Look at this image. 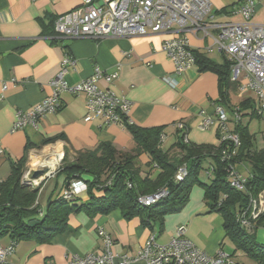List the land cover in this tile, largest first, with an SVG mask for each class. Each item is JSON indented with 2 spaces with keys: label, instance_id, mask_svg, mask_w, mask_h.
Instances as JSON below:
<instances>
[{
  "label": "crops",
  "instance_id": "obj_1",
  "mask_svg": "<svg viewBox=\"0 0 264 264\" xmlns=\"http://www.w3.org/2000/svg\"><path fill=\"white\" fill-rule=\"evenodd\" d=\"M244 1L211 0L214 21H244L242 14L238 13ZM82 2L0 0V182L10 175L13 162L22 159L26 161V171L36 168L52 153L67 151L73 159L79 151L96 149L100 143H111L119 151L127 153H135L139 149L128 129L117 124H104L100 119L85 121V96L69 91L60 95V109L43 115L37 127L28 126L13 131L18 111L29 109L51 95L53 89L50 82L67 56L74 60L65 76L70 85L92 76L96 67L112 72L120 65L119 78L111 88L132 101L131 117L138 127L161 128L160 146L164 150L175 145L185 134L192 144L219 145L216 104L225 105L221 100L219 74L212 70L201 71L199 64L194 63L180 77L177 88L165 82L163 77L174 76L175 67L162 50V43L177 34L173 32L101 39L55 37L56 18L80 7ZM255 3L252 19L264 24V0H255ZM189 37L195 49L215 63L223 64L228 60L225 54L205 50L209 39ZM233 83L229 90L231 106L225 105L230 116L228 125L235 130L240 121L247 123L254 134L251 122L262 119L264 114L261 116L256 111V95L251 91L242 93L240 84ZM98 84L101 88L109 87L104 79H100ZM4 85H7L6 89ZM241 102L246 103L242 105ZM237 107H241L242 113L239 121L234 119ZM207 116L215 122L203 129L200 124ZM179 123L184 128H179ZM62 134L63 138L45 143ZM254 139L256 142L255 134ZM138 160L143 175H146L151 169L150 154L142 152ZM153 166L151 177L155 178L161 169L156 164ZM237 168L246 177L252 175V168L247 163H239ZM89 176L84 175V179H90ZM64 185L65 176L57 173L42 181L37 197L41 209L60 195ZM96 194L102 196L104 192ZM88 198L86 189L74 198L78 199L74 202L80 204ZM223 223L221 214L211 211L207 205L204 187L196 183L191 188L186 205L180 211L166 215L162 223L156 221L152 228L146 226L139 215L126 218L120 208L108 213L82 209L70 214L68 227L51 238L31 237L19 241L4 264H69L73 255L83 256L102 248L99 228L112 236L117 253L135 254L150 235H155L158 243H167L177 228L185 225L187 236L200 249L214 255L221 249L220 241L225 232ZM259 232L260 228L257 235ZM161 237L166 239L160 240ZM11 241L9 234L0 235V246H7Z\"/></svg>",
  "mask_w": 264,
  "mask_h": 264
},
{
  "label": "built area",
  "instance_id": "obj_2",
  "mask_svg": "<svg viewBox=\"0 0 264 264\" xmlns=\"http://www.w3.org/2000/svg\"><path fill=\"white\" fill-rule=\"evenodd\" d=\"M255 0H245L238 13L242 22L214 21L211 0H83L76 9L58 16L55 20V37L71 39H101L104 37H131L157 32L177 33L162 43V50L174 63V76L165 75L164 81L177 88L180 77L196 63L195 47L190 35L209 39L205 50L209 53L225 54L231 61V78L238 82L242 93L251 91L258 100V112L264 114V24L254 21ZM216 29L215 32H213ZM74 63L67 56L57 75L51 80L52 93L29 109L17 113L13 131L28 126L37 127L38 120L47 113L56 112L61 107L60 95L69 91L86 98L87 113L85 121L100 119L104 124H117L124 129L135 124L132 117L133 103L124 95L116 93L111 86L119 78L121 66L112 72L96 67L94 74L81 82L70 85L66 80L68 67ZM104 79L108 86L101 88L98 84ZM7 88V85H4ZM217 122L220 129V141L228 147H238L240 137L228 125L230 119L227 107L216 104ZM242 113L235 108L234 119L239 121ZM215 122L211 116L204 117L201 128L207 129ZM179 128H184L179 123ZM163 137V136H162ZM185 140L188 141L187 134ZM235 153V151H233ZM225 157L228 156L224 150ZM64 153L50 154L38 163L36 168H28L22 177L24 184L33 188L40 187L45 181L56 175L61 166ZM43 170L39 178L33 176L36 170ZM187 175L185 166L179 167L177 179ZM231 185L242 189L247 181L238 170L231 168ZM87 189V184L76 180L69 189H63L60 196L70 199L77 197ZM160 189L152 194L140 195L138 203L150 206L168 195ZM264 212V190L258 197L250 198L248 207L241 214V224L251 227V219H256ZM102 248L86 255H73L69 264H237L223 250L212 255L200 249L186 234V226H179L167 243H158L155 235H150L141 249L133 253H117L114 239L103 228L98 230ZM15 241L7 246H0V264L7 261L16 246Z\"/></svg>",
  "mask_w": 264,
  "mask_h": 264
},
{
  "label": "trees",
  "instance_id": "obj_3",
  "mask_svg": "<svg viewBox=\"0 0 264 264\" xmlns=\"http://www.w3.org/2000/svg\"><path fill=\"white\" fill-rule=\"evenodd\" d=\"M194 56L201 71L212 70L219 74L221 100L226 106H231L229 90L235 84L231 81V61L227 58L223 64H217L197 49ZM244 103L241 102L242 105ZM128 130L139 148L135 153L121 152L111 143H100L96 149L79 151L73 159L65 151L57 175L65 176L64 189H69L76 180H84L89 198L80 204L74 202L78 200L74 199L76 197L67 199L58 195L45 209H41L37 203L39 187L33 188L22 181L25 159L13 162L10 175L0 182V235L9 234L16 243L31 237L46 240L66 229L69 215L82 209L108 213L120 208L126 218L139 215L143 223L152 228L156 221L162 223L166 215L180 211L189 200L191 188L198 183L204 187L210 210L223 217L225 233L234 238L237 248L258 259L264 258V243L257 242V229L264 227V212L251 219V227L243 226L240 217L251 196L258 197L264 190V149L256 146L247 123L240 121L233 130L240 137L238 147H228L224 141H219L217 146L192 144L183 135L175 145L164 150L160 146L161 128H141L133 124L128 125ZM63 137L62 134L45 143ZM174 150L177 151L172 152ZM142 152L151 156V169L146 175H143L138 160ZM206 162L208 167H205ZM239 163H247L252 168V175L245 176L247 181L242 189L232 186L229 177L231 168ZM155 164L161 170L152 178ZM182 166L186 167L187 175L178 180L177 171ZM204 170L209 182L200 179ZM84 175L91 178L85 180ZM160 189L167 190L169 194L150 206L138 203L140 195ZM97 192L104 194L97 196Z\"/></svg>",
  "mask_w": 264,
  "mask_h": 264
},
{
  "label": "rangeland",
  "instance_id": "obj_4",
  "mask_svg": "<svg viewBox=\"0 0 264 264\" xmlns=\"http://www.w3.org/2000/svg\"><path fill=\"white\" fill-rule=\"evenodd\" d=\"M251 131L256 136V146L264 149V116L262 119H254L250 125ZM205 167H208V163H205ZM91 178V176H89ZM88 177V178H89ZM201 179L208 182L209 178L206 170L202 171ZM224 228V227H223ZM259 229V228H258ZM257 229V230H258ZM8 238V237H7ZM165 237H161L160 240H165ZM220 250H223L230 258L237 264H264V258L258 259L243 250L237 248V243L230 235H226L223 231V237L220 241ZM257 242L264 243V227H260L259 235H257Z\"/></svg>",
  "mask_w": 264,
  "mask_h": 264
},
{
  "label": "water",
  "instance_id": "obj_5",
  "mask_svg": "<svg viewBox=\"0 0 264 264\" xmlns=\"http://www.w3.org/2000/svg\"><path fill=\"white\" fill-rule=\"evenodd\" d=\"M43 174H44V171L42 169L41 170H36L34 172V177H39V176H41Z\"/></svg>",
  "mask_w": 264,
  "mask_h": 264
}]
</instances>
